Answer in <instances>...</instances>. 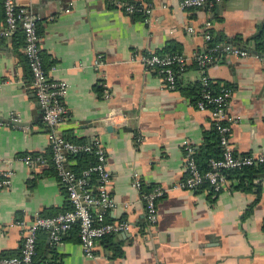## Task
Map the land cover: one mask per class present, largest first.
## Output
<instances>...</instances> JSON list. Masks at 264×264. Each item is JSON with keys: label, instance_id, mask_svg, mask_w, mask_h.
<instances>
[{"label": "crops", "instance_id": "0c3cea01", "mask_svg": "<svg viewBox=\"0 0 264 264\" xmlns=\"http://www.w3.org/2000/svg\"><path fill=\"white\" fill-rule=\"evenodd\" d=\"M16 1L39 17L45 68L69 84L68 116L57 132L77 143L101 142L112 175L111 194L118 202L104 211L106 219L131 224L125 234L102 240L95 257L84 253L77 227L56 247L49 232L41 231L32 264H264V173L255 179L259 189H245L236 178L217 194L186 189L184 148L190 144L197 153L206 150V137L215 128L211 112L199 110L191 96L170 89L157 71L134 60L136 53H168L174 46L188 67L178 74L179 82L184 87L197 82L201 73L194 57L208 44L204 30L211 22L221 45L251 54L219 55L207 69L217 87L233 90L231 143L237 154L264 153V50L256 41L264 32V0H222L214 11L182 9L181 0H131L153 7L149 15L134 16L107 0ZM24 48L21 31L0 38V119L7 123L13 114L21 119L20 127L0 126V171L14 172L12 185L0 189V257L21 253L22 222L29 225L37 215L53 217L70 207L49 161L50 128L31 87ZM104 82L112 92L109 100L103 97ZM111 111L128 120L108 123ZM33 153L48 162L32 168L19 160ZM74 163L69 159L70 169ZM135 173L147 187L164 189L155 232L147 227L145 206L133 185Z\"/></svg>", "mask_w": 264, "mask_h": 264}, {"label": "built area", "instance_id": "2783aa9c", "mask_svg": "<svg viewBox=\"0 0 264 264\" xmlns=\"http://www.w3.org/2000/svg\"><path fill=\"white\" fill-rule=\"evenodd\" d=\"M222 0H181L182 9L204 8L214 11ZM111 5L123 10L128 15L142 13L151 14L153 7L147 3H136L131 0H107ZM5 21L0 24V38L9 39L18 31L24 35L25 55L28 59L32 80L31 87L36 95L39 107L43 113V119L50 128V162L55 168L58 177L63 183L71 208L53 217L37 215L24 232L22 251L17 256L0 257V264H32L37 255L38 236L41 231H48L50 244L60 246L64 242L65 235L75 227L78 228V237L84 253L89 257H95V249L103 238L130 231L131 224L126 221L107 220L104 211L118 207V202L112 197L110 185L112 180L108 168L106 150L99 140L89 143H76L66 139L57 132L56 128L68 116V108L65 97L68 94L69 84L64 80L51 77L44 65L40 46V34L38 30L39 17L36 12L26 4H20L16 0H4ZM69 11V8L65 9ZM211 22H207L204 37L208 42L204 51L195 55L203 85L202 93L195 106L202 111H210L214 127L218 133L222 153L217 158L209 160L207 170H202L196 160L195 147L186 144L187 177L183 186L188 190L197 191L206 185L210 192L220 193L228 184V172L264 163V153L237 154L231 143L232 126L235 118L229 114L230 100L233 90L222 86L218 91L214 90L207 69L215 62L219 55L228 54L239 57H248L250 52L232 44L211 45L213 39L210 30ZM190 31L194 28L190 27ZM134 60L143 63L148 69L155 70L162 77L170 89L176 88V66L182 69L186 67V59L183 55H170L156 52L136 53ZM100 60L96 67H101ZM112 96L107 82L103 84V97L109 100ZM123 117V121H120ZM118 116L116 111H111L105 120L113 125H122L128 120L126 114ZM125 120V121H124ZM19 115H11L7 123L0 119V126L13 125L20 127ZM24 131L28 126L21 125ZM142 140L141 134L136 141ZM95 151L97 162L77 174L68 168L69 156L80 152ZM25 165L36 168L43 166L48 159L42 154H26L19 158ZM14 172L11 169L0 171V189H7L12 185ZM134 187L140 192L141 200L145 206L147 227L155 232L159 223L158 203L164 197L165 192L161 187H154L145 191L140 176L135 173Z\"/></svg>", "mask_w": 264, "mask_h": 264}, {"label": "trees", "instance_id": "16d2710c", "mask_svg": "<svg viewBox=\"0 0 264 264\" xmlns=\"http://www.w3.org/2000/svg\"><path fill=\"white\" fill-rule=\"evenodd\" d=\"M3 2H4V0H0V7H1L0 8V21L5 20V10H4V6H3ZM140 14H142V13H138L137 15H140ZM256 41H257L258 50L263 51L264 50V32L257 36ZM211 45L220 46L221 44H220L219 38L215 39L213 36V39L211 41ZM167 51H168V53L163 52V54L182 55L180 52L176 51L174 46L168 47ZM194 66H196L199 69L197 62L194 63ZM187 68H188L187 65L182 70L179 66L175 67L176 75H177L176 88L181 90L183 93H186L189 96H191L192 101L195 104L196 101L199 99L201 93H202L203 85H202L201 80L194 82V83H189L186 87H184L179 82L178 74L181 72H184ZM210 81H211V85H212L214 90L218 91L221 88V87H217L213 83L212 79H210ZM225 86H227V85H225ZM227 87H229V86H227ZM206 141H207L206 150L203 149L202 153H197V151H196V155H195L196 160H197V162H198V164L202 170L208 169V167H209L208 162L211 158H213V157L217 158L222 153V147L220 145L219 136H218V133H217L215 128L210 134L207 135ZM79 143H88V142H79ZM69 159L75 161L74 165L71 166V170L76 172L77 174H81V172L83 170L87 169L88 167L94 165L97 162V155L95 154V151H91V152H84L83 151V152H80V153H77L74 155H70ZM53 169L56 172L54 167H53ZM263 173H264V163L254 165V166L244 167L242 169L230 170L228 172V179L229 178L239 179L240 186H244L245 189H250V188L251 189L258 188L259 189V185L256 184L255 179L259 178V175L263 174ZM207 188L208 187L206 185H204V186L200 187L198 190L207 189ZM144 189H145V191H148L152 188H149L146 185H144ZM214 194H217V193H214ZM70 208H71V204H70V207L68 209H70ZM77 230H78V228H77ZM111 236L112 235H109V236L103 238L102 240H104L108 237H111Z\"/></svg>", "mask_w": 264, "mask_h": 264}, {"label": "water", "instance_id": "95a60500", "mask_svg": "<svg viewBox=\"0 0 264 264\" xmlns=\"http://www.w3.org/2000/svg\"><path fill=\"white\" fill-rule=\"evenodd\" d=\"M226 4H227V3H224V2H223V3H222V8H224V7L226 6ZM68 168H69V167H68ZM123 234H125V233H123Z\"/></svg>", "mask_w": 264, "mask_h": 264}]
</instances>
